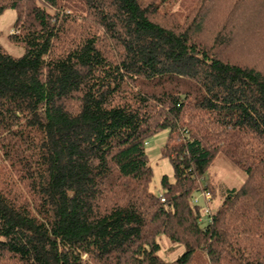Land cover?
Instances as JSON below:
<instances>
[{
    "label": "trees",
    "instance_id": "16d2710c",
    "mask_svg": "<svg viewBox=\"0 0 264 264\" xmlns=\"http://www.w3.org/2000/svg\"><path fill=\"white\" fill-rule=\"evenodd\" d=\"M170 1L0 0V264H264V0ZM218 154L245 179L212 212Z\"/></svg>",
    "mask_w": 264,
    "mask_h": 264
},
{
    "label": "rangeland",
    "instance_id": "374dc122",
    "mask_svg": "<svg viewBox=\"0 0 264 264\" xmlns=\"http://www.w3.org/2000/svg\"><path fill=\"white\" fill-rule=\"evenodd\" d=\"M189 1L190 0H171L168 10L170 12L182 11ZM15 18L16 12L12 9H7L0 15V45L12 56L19 57L23 54V47L15 45L8 39V34L14 32L12 27ZM249 46H255L253 45V41ZM256 50H246V55L242 56L243 60L251 63H257L261 65V68H264V55H260V53H257ZM167 134V129L160 130L151 135L147 139L145 145L148 162L153 172L151 179L152 189H158L160 187V178L162 175H167L170 179H172L171 165L168 159L162 157L161 154ZM206 176L214 185L212 192L213 195H211L210 203H208V206L212 212L221 202V189L224 187H239L245 179V173L230 163V161L222 154H218L216 156L211 164V167L208 169ZM158 191L161 192V190ZM196 197L198 198V203L203 209L204 202L201 199L200 193L196 194ZM202 220L204 223L208 222L207 217L205 216H203ZM159 241L161 243V250L159 254L165 259L173 260L184 251L182 246L178 247V249L176 247H172L173 249H171L170 243L163 237H160Z\"/></svg>",
    "mask_w": 264,
    "mask_h": 264
},
{
    "label": "built area",
    "instance_id": "2783aa9c",
    "mask_svg": "<svg viewBox=\"0 0 264 264\" xmlns=\"http://www.w3.org/2000/svg\"><path fill=\"white\" fill-rule=\"evenodd\" d=\"M209 197H210L209 193H205V198H209ZM205 211L207 210L205 209Z\"/></svg>",
    "mask_w": 264,
    "mask_h": 264
}]
</instances>
